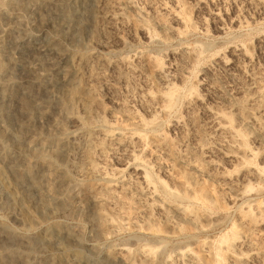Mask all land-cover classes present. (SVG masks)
<instances>
[{"label":"rangeland","instance_id":"374dc122","mask_svg":"<svg viewBox=\"0 0 264 264\" xmlns=\"http://www.w3.org/2000/svg\"><path fill=\"white\" fill-rule=\"evenodd\" d=\"M65 1L72 19L60 13ZM109 1V7H123L126 23L103 24L101 42H93L91 35L97 0L61 4L19 0L20 9L14 7L1 20L0 32L11 28L19 40L4 42L11 51L6 59L11 68L0 76L3 84L9 82L0 86V127L5 130L0 167L7 181L17 185L18 196L31 206L34 222L27 225L19 219L24 211L21 204L7 209L12 196L0 191V227L24 240L19 244L14 237L0 236V264H6L2 258L11 251L29 256L25 255L28 264H44L43 251H30L24 242L55 225L73 236L84 264H195L193 256L200 258V264H264V101L260 108L249 102L255 82L264 78V0H133L132 7L126 0ZM164 4L179 12L180 18L165 14ZM53 36L64 58L43 51ZM204 45L197 56L194 48ZM81 53L106 61L105 80L96 84L99 113L110 131L126 132L125 126L135 122L126 116L129 112L155 123L154 129L132 125L146 135L145 142L109 141L95 156L103 171L91 181L108 198L102 206L108 217L102 230L97 227L96 206L82 192L74 170L52 190L38 182L42 175L34 162L33 171L26 170L24 158H30V147L23 146L22 157L18 149L26 103L30 92L36 91L28 80V62L40 60L44 69L56 65L57 71L50 72L56 80L62 75L59 68ZM156 59L163 63L165 77L160 76ZM166 92L177 99L168 114L160 110V96ZM51 100L56 102L58 95ZM54 111L55 105L50 113ZM211 111L226 114L225 120L240 131L238 143L230 142L235 133L217 131ZM243 117L249 124L242 123ZM36 124L46 130L49 118ZM60 155L56 161L66 167ZM136 164L153 175L158 189L153 198L145 195L147 185L134 169ZM196 166L202 171H196ZM159 180L179 191L184 181L190 182L193 199L180 203L192 217L174 211L167 216L170 202L160 191ZM43 197L49 206L40 203ZM179 251L187 252L185 257Z\"/></svg>","mask_w":264,"mask_h":264},{"label":"bare ground","instance_id":"6f19581e","mask_svg":"<svg viewBox=\"0 0 264 264\" xmlns=\"http://www.w3.org/2000/svg\"><path fill=\"white\" fill-rule=\"evenodd\" d=\"M63 1L56 0L55 3L61 4ZM109 2V0H97V8L93 12L94 22L92 24L91 34L93 42H101L103 41V37L105 38V32L101 27L103 24L114 26L119 23H126L123 7H109ZM20 3L21 2H19V0H0V25L3 17H7L13 13L12 11L16 9L14 7H18V9H20ZM125 4L129 7H132L133 0H126ZM67 5L69 4H67L66 1L61 5L60 13L66 19H70L72 12H70V6L68 7ZM163 10L165 14L172 15L177 20L180 18L179 12L169 8L166 4H164ZM161 21L166 27V21L163 19ZM140 26L141 25H139V27ZM6 30H1L0 32V76L6 75L10 70V66H8L6 59L10 57L11 51L9 52L7 50L4 42L7 39L13 42H18L19 40L16 35H13L11 28L9 31ZM52 40V42L42 47L43 51H46L54 58L56 56L64 58L65 54L61 52L62 50H60V47H58L57 37L53 36ZM205 48V45L196 46V48H194L195 54L199 56L201 52L205 50ZM50 60L51 59L48 61ZM48 61H46L47 64L49 63ZM105 63L106 61L102 58H99L98 55H86L81 53L78 55L76 60L73 59L67 66L60 67L59 71H62V75L58 79L55 78L56 80H54L52 77L50 78V72L57 71L58 68L56 65L49 63L50 65H47L48 67L44 69L40 60H32L28 62L27 69L30 75L28 80L32 84V88H34L36 91L30 92V103L28 101V103H26L27 115L25 119L22 120L20 129L23 140L18 145L21 157L25 154L22 153L23 146L30 147V153L28 151L30 158H24V161L26 162V170H32L35 163V165H37L40 169L42 175L40 181H38L39 179L37 181L43 182L50 189L53 187L55 188V185L57 184L58 186L61 185L63 181L69 179L70 170L75 171L76 175L80 177V188L82 192L84 191L88 196V200L96 206L95 217L97 219V227L100 230H102L107 224L108 217L102 212V206L103 203L107 202L108 198L101 194L99 188L91 181L93 176L95 177L97 174L103 171V169L95 160L96 154L104 151L107 148V142L109 141H119L121 139L133 141L135 138H137L141 142H145L146 135L140 131L134 130L132 125L139 124L140 126L149 129L155 128V123L146 122L139 115L129 112L126 114V116L129 120L133 119L135 122H131L125 126V129L127 130L126 132L117 133L108 129V125L106 124L107 122L99 113L101 99L99 96V88L96 84L97 82H102L105 80V73L103 69ZM157 66L160 71V76L165 77L164 65L160 60H157ZM47 70H49V72ZM1 81L2 80H0V86L9 84L8 81V84H5V82L3 84ZM40 89H44L45 91L37 92V90ZM252 94L253 96L250 98L249 102H252V104L254 106H258V108L262 107V102L264 101V78L255 82L254 93ZM27 95H29V93H27ZM53 95H58V100H56V102L53 101L54 103H52L51 100V96ZM160 98L162 101L160 106L161 112L164 114L170 113L171 110L175 108L174 106H176L177 99L175 94L173 92H166L161 94ZM44 102L45 104L43 105ZM53 105H55V111L50 113V109ZM242 107L243 106H241L240 109ZM79 110H82V116L79 114ZM34 112H37V115L33 119L32 117L34 116ZM211 113L216 121L217 131L221 132V134L222 132L235 133L236 137H234L233 140H230V142L232 144L238 143L236 139L241 136L240 131L236 130L232 126L231 121L229 122L228 120L227 122L225 120L226 114L219 111H211ZM248 115L250 118H253V112H250ZM44 117L49 118V127L46 130L40 125L36 124L37 120L41 121V119ZM249 122L250 121L248 118H242V123L249 124ZM4 136L5 130L0 127V146ZM158 137V135H155L156 139ZM19 139L21 138L19 137ZM47 147L52 148V151L47 152ZM242 151H246V149L242 148ZM60 153H62V155H60L62 156L61 159L66 162V167L60 166L56 161V158H60ZM130 155L132 160H136L137 155L134 152H132ZM58 161L60 160L58 159ZM134 169L137 170L147 185L148 193L146 191L145 195L150 198L156 196L158 189L156 185H154L153 175L140 164H136ZM195 169L196 171H202L199 166H196ZM3 170L0 167V191H5L7 194L12 196V200L10 199L11 201L9 203L4 201L6 202L5 207L7 209H14L15 205L21 204L24 208V211L20 213L19 219L27 225H32L34 219L30 209L31 206L25 204V201L23 200L25 197L22 198L20 193L18 196L15 188L17 185L13 186L14 182L12 184L11 180V183L7 181L5 174L6 172ZM256 172L259 171L256 170ZM34 173L35 172H33V174ZM189 184L190 182L184 181V189L179 191L170 188L163 180H159L160 191L170 202V207H168L166 210L168 217H171L169 214L171 211H174L179 216L192 217L190 215L193 214L189 213L188 208L182 206L180 203L193 199V195L189 191ZM200 190L205 191L204 188H201ZM40 203L43 206H49L48 203L50 202L43 197V200ZM41 230L42 231L40 233L27 237L24 243H26L25 245L30 251L36 248L43 251L42 254H44L46 261L44 264H84V259L81 256L82 254H80L74 248L72 241L73 236L71 237L67 230L59 225H55L53 227L47 226ZM14 233L16 232L12 233L10 230L7 231L6 229L0 227V236L9 235V237H14L19 244L23 243L24 240H22V238L17 235L18 233ZM186 253L187 252L185 251H179L178 255L183 257L186 255ZM25 255L16 251H11L6 258L2 259H4L3 261L6 264H11L15 261L28 264L30 259L27 258L29 256L26 255V257ZM109 256L114 258V253H110ZM193 258L196 261L194 262L195 264H200L201 260L198 256H193ZM183 263L187 264L185 262Z\"/></svg>","mask_w":264,"mask_h":264}]
</instances>
